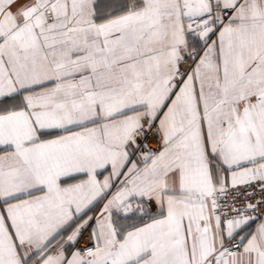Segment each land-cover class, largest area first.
<instances>
[{"label":"snow or ice","instance_id":"1","mask_svg":"<svg viewBox=\"0 0 264 264\" xmlns=\"http://www.w3.org/2000/svg\"><path fill=\"white\" fill-rule=\"evenodd\" d=\"M0 264H264V0H0Z\"/></svg>","mask_w":264,"mask_h":264}]
</instances>
